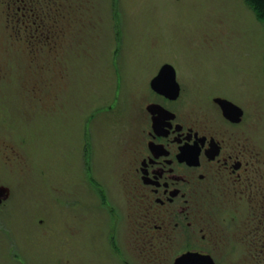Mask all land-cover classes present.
<instances>
[{
	"label": "rangeland",
	"instance_id": "374dc122",
	"mask_svg": "<svg viewBox=\"0 0 264 264\" xmlns=\"http://www.w3.org/2000/svg\"><path fill=\"white\" fill-rule=\"evenodd\" d=\"M165 64L203 117L215 97L244 110L264 173V23L245 0H0V228L21 251L9 262L110 264L90 181L118 194ZM243 249L232 261L264 264V248L258 262Z\"/></svg>",
	"mask_w": 264,
	"mask_h": 264
},
{
	"label": "flooded vegetation",
	"instance_id": "af4514ba",
	"mask_svg": "<svg viewBox=\"0 0 264 264\" xmlns=\"http://www.w3.org/2000/svg\"><path fill=\"white\" fill-rule=\"evenodd\" d=\"M167 65L142 95L145 125L118 194L104 180L90 181L98 209L96 250L105 247L112 264H176L190 254L208 256L214 264H246L240 254L231 258L245 246L256 253L252 262H258L264 248L259 239L264 233V173L261 153L245 133V112L215 97V119L203 117L172 65L178 88L164 81L153 84ZM217 100L239 108L242 117L226 118ZM10 194L0 187V210ZM240 229L248 240L239 238ZM20 253L13 234L0 228V264L21 262Z\"/></svg>",
	"mask_w": 264,
	"mask_h": 264
},
{
	"label": "water",
	"instance_id": "95a60500",
	"mask_svg": "<svg viewBox=\"0 0 264 264\" xmlns=\"http://www.w3.org/2000/svg\"><path fill=\"white\" fill-rule=\"evenodd\" d=\"M160 81H164L178 88L175 79V70L173 69V67L169 65L165 66L162 69L159 77L157 78L156 81L153 82V84L159 83ZM216 102L220 104L226 118L232 120L236 118L239 119L240 116L242 117L243 115L242 111L233 104L224 100H217ZM176 264H214V263L211 260V258L208 256L190 254L178 260Z\"/></svg>",
	"mask_w": 264,
	"mask_h": 264
},
{
	"label": "trees",
	"instance_id": "16d2710c",
	"mask_svg": "<svg viewBox=\"0 0 264 264\" xmlns=\"http://www.w3.org/2000/svg\"><path fill=\"white\" fill-rule=\"evenodd\" d=\"M245 2L253 8V10L256 12L257 16L259 17V19L264 23V0H245ZM28 6L29 8H33L30 5ZM29 13H34V10L33 9L29 10ZM30 19L39 20V15H35V16L30 15Z\"/></svg>",
	"mask_w": 264,
	"mask_h": 264
}]
</instances>
